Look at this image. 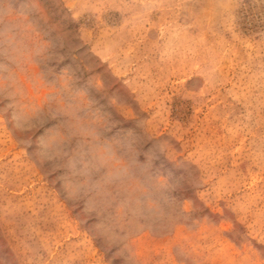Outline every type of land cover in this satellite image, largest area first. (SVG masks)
Wrapping results in <instances>:
<instances>
[{
  "label": "rangeland",
  "instance_id": "374dc122",
  "mask_svg": "<svg viewBox=\"0 0 264 264\" xmlns=\"http://www.w3.org/2000/svg\"><path fill=\"white\" fill-rule=\"evenodd\" d=\"M0 264H264V0H0Z\"/></svg>",
  "mask_w": 264,
  "mask_h": 264
}]
</instances>
